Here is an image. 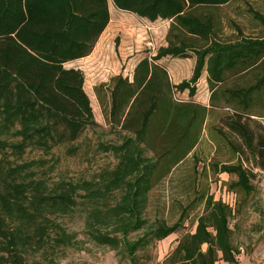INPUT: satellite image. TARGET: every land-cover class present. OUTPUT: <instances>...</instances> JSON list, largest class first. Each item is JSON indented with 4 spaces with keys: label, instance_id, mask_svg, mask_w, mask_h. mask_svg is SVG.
Wrapping results in <instances>:
<instances>
[{
    "label": "trees",
    "instance_id": "16d2710c",
    "mask_svg": "<svg viewBox=\"0 0 264 264\" xmlns=\"http://www.w3.org/2000/svg\"><path fill=\"white\" fill-rule=\"evenodd\" d=\"M109 1L0 0V264H44L50 252L72 247L76 232L55 222L53 237L52 217L71 214L81 201L87 234L99 245L124 249L132 264L150 242L183 229L186 206L173 223L149 222L146 208L155 184L200 141L209 109L177 100L174 89H189L193 96L205 65L213 89L211 104L223 97L235 109L222 121L243 138L255 166L264 169V126L255 131L249 124L254 116H264V35H244L233 16L229 25L236 34H225L222 9L234 0H111L118 9L151 21L172 19L168 44L138 62L132 81L114 78L109 104L105 84L100 85L98 96L104 111L109 106V123L126 133L120 141L97 143L114 156L115 164L105 165L90 179H50L62 159L54 149L63 147L71 155L94 144L83 135L87 127L98 125L83 71L65 63L92 52L111 20ZM253 17L256 26H264L263 13L255 10ZM189 51L197 55L194 72L175 85L157 60L188 57ZM229 78L232 87H217ZM158 143L163 145L160 155L145 154L147 146ZM28 148L51 154L54 168L43 169L45 156L27 160ZM213 167L217 173L237 174L231 189L247 195L254 190L255 173L241 158ZM205 204L206 211L194 229L181 236L165 264L239 262L230 226L232 209L213 196H207ZM142 229V235L129 237Z\"/></svg>",
    "mask_w": 264,
    "mask_h": 264
},
{
    "label": "rangeland",
    "instance_id": "374dc122",
    "mask_svg": "<svg viewBox=\"0 0 264 264\" xmlns=\"http://www.w3.org/2000/svg\"><path fill=\"white\" fill-rule=\"evenodd\" d=\"M229 5L222 9L226 35L233 38L236 34L229 25L231 16L240 23L244 35L251 37L264 35V26H256L254 22L257 21H254L253 17L255 10L264 14V0H234ZM109 8L111 20L92 52L88 56L65 63L68 68L73 67L83 71L84 89L90 98L94 118L98 122L95 127H87L83 135L87 142L92 141L94 144H90L88 150L82 147L79 153L71 155L66 154L63 147L60 150L54 149L57 155L62 157L61 163L55 168L53 161L49 159L51 154L43 150L28 148L25 154L27 160L44 156L48 158L47 166L40 168L46 169L52 166L54 168L50 173L52 180L60 177L74 180L90 179L105 165L115 164L114 156L110 152L101 151L97 143L100 139L120 141L122 135L126 133L121 132L119 126L112 127L113 125L109 123V106L107 112L104 111L98 96L100 85L105 84L104 99L109 104L111 90L115 84L114 78L121 75L132 81L137 62L146 56L151 58L162 46L168 44L167 34L172 19L151 21L135 13L118 9L111 0ZM189 56L190 58H181L167 55L157 61L167 68L172 83L176 85L185 79H190L193 74L197 56L191 51ZM174 91V97L182 101L195 102L209 97L206 85L197 90V96H191L188 89L185 91L174 89ZM228 112L235 113V109L232 108ZM206 121L207 128L200 144L165 178L155 184L149 193L146 208L149 222L166 219L169 223H173L179 219L183 207L186 206L188 216L185 218V227L140 249L135 264H165V259L176 247L181 236L193 230L198 216L206 211L207 196L223 201L232 209L230 216V226L234 230L232 240L240 249V253L236 255L239 261L237 264H264V169L255 166L253 153L246 147L243 138L228 129L223 131L224 133H219L217 137L219 142L216 144L209 135L207 118ZM223 122L220 121L218 125L224 129L226 124ZM249 124L255 131H258L259 125L264 126L258 117L251 118ZM162 152L163 145L159 143L147 146L145 150L146 155L154 157ZM240 158L244 166L255 173L252 177L254 190L249 195L241 189L237 191L229 187L230 182L237 179V174H220L215 172L213 167L215 163H238ZM78 200L82 199L78 198ZM52 220L53 237L58 230L54 225L57 222L68 231L76 232L77 237L72 247L50 252L48 259H44V264H132L124 249L116 250L99 245L87 234L82 201L71 214H56ZM142 234L143 229L130 234L129 237L133 239ZM36 259L39 260V257ZM216 264L229 263L220 260Z\"/></svg>",
    "mask_w": 264,
    "mask_h": 264
},
{
    "label": "crops",
    "instance_id": "0c3cea01",
    "mask_svg": "<svg viewBox=\"0 0 264 264\" xmlns=\"http://www.w3.org/2000/svg\"><path fill=\"white\" fill-rule=\"evenodd\" d=\"M145 19H147V18H145ZM191 52L193 54H195V52H193V51H191ZM183 58H190V56L188 55V57H183ZM196 61H197V57H196ZM196 61H195V65H196ZM138 62H137V64H138ZM158 63H160V62H158ZM194 68H195V66H194ZM134 70H135V68H134ZM193 72H194V69H193ZM168 73L170 74L169 71H168ZM230 78L227 79L224 82H219L218 85H217V87L218 86L219 87H228V88L229 87H232L231 85L234 84V83L232 82V79H230ZM170 79H171V77H170ZM208 79H209V73H208V70H207V66L205 65L204 68H203L202 74H201L199 80L196 82V85L195 86H196V92H197L198 89H200L201 87H203L204 85H206V87L209 90V97L206 98V99H202V100L201 99L200 100H195V102L200 103V104L205 105V106L208 107L209 114H208L207 120L209 121V126L211 125L210 127L208 126L209 135L213 138V141L216 142V144H218L219 139L217 137H218L219 133H221V130H226L227 129V127L226 128L224 127V129L221 128L220 125H218V124L220 123V121H222V118L223 117H225L226 115H228L227 113H231V112H228V110H230L231 108H229L228 104L225 102L226 100L223 97L220 98V99H218L217 101H215V106L211 104V96H212L213 89L210 88V84H209ZM245 79L248 80V77H245ZM188 91H189V89H188ZM196 92H195V94L193 96H197L198 93H196ZM260 118H262V119H260ZM258 119L264 123V116L258 117ZM207 124L208 123L206 121L205 122V125H204L205 127L203 128V131H202L201 138H202V136L204 134V131H206ZM201 138H200V140H201ZM213 141H211V142H213ZM198 144H200V141L196 144V146ZM196 146L194 147V149L196 148ZM223 163H226V162H223ZM221 173H228V172H220V174ZM223 262H225V261H223Z\"/></svg>",
    "mask_w": 264,
    "mask_h": 264
}]
</instances>
